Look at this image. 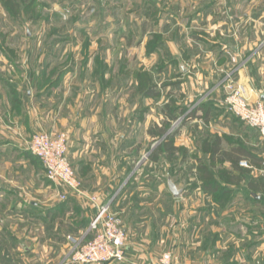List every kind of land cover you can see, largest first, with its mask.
Listing matches in <instances>:
<instances>
[{
	"label": "crops",
	"instance_id": "1",
	"mask_svg": "<svg viewBox=\"0 0 264 264\" xmlns=\"http://www.w3.org/2000/svg\"><path fill=\"white\" fill-rule=\"evenodd\" d=\"M43 69L46 80L32 86L16 75L21 68L9 69L11 77L0 69V264H69L72 240L88 236L96 213L91 197L110 204L127 235L125 259L103 264H158L165 250L176 264H264V137L228 113L212 68L199 86L173 88L187 96L178 113L188 104L192 115L178 127L174 155L155 162L141 156L142 143L150 124L166 119L165 99L143 97L142 116L131 110L119 119L108 99L94 91L71 98L62 92L64 77ZM256 69L252 81L244 66L236 74L251 102L264 100V63ZM39 131L67 134L81 194L45 176L28 150Z\"/></svg>",
	"mask_w": 264,
	"mask_h": 264
},
{
	"label": "rangeland",
	"instance_id": "2",
	"mask_svg": "<svg viewBox=\"0 0 264 264\" xmlns=\"http://www.w3.org/2000/svg\"><path fill=\"white\" fill-rule=\"evenodd\" d=\"M261 61L264 0H0V69H5L4 76H13L7 71L19 67L16 75L32 86V82L46 80L42 67L55 69L48 77H64L65 95L85 98L94 91L93 96L111 102L119 119L131 110L142 116L146 109L143 97L185 105L186 94L173 88L185 83L199 86L211 68L210 80L214 77L222 85L224 101L228 83L245 88L236 75L238 68L244 66L246 80L252 81ZM62 68L70 71L64 74ZM138 75L141 80L148 77L146 87L158 95L143 96ZM187 105L171 130L192 111ZM142 127L135 129L140 143ZM149 138L148 144L147 140L142 143L144 149L148 147L141 151L143 157L161 142ZM258 171L263 176L264 169ZM75 242L69 249V264Z\"/></svg>",
	"mask_w": 264,
	"mask_h": 264
},
{
	"label": "built area",
	"instance_id": "3",
	"mask_svg": "<svg viewBox=\"0 0 264 264\" xmlns=\"http://www.w3.org/2000/svg\"><path fill=\"white\" fill-rule=\"evenodd\" d=\"M224 103L233 115L257 129L264 137V100L252 103L242 85L228 83ZM67 143L68 136L65 132L39 131L29 140L28 150L41 162L47 179L81 194L80 182L67 156ZM239 164L251 167L246 160L240 161ZM91 201L96 207V213L89 223L88 236L86 235L88 240L84 241V237L74 243L70 261L78 264L123 261L126 233L121 226V219L111 211L108 202H98L95 197H91ZM159 264H176V258L171 251L165 252Z\"/></svg>",
	"mask_w": 264,
	"mask_h": 264
},
{
	"label": "trees",
	"instance_id": "4",
	"mask_svg": "<svg viewBox=\"0 0 264 264\" xmlns=\"http://www.w3.org/2000/svg\"><path fill=\"white\" fill-rule=\"evenodd\" d=\"M137 78L139 79L138 88L143 96L153 97L158 95V93L155 91L154 88L146 87V83H148V77H145L144 79L141 80L140 76L138 75ZM177 110H179V107L175 106L173 102L167 101L162 107V112L166 119L163 121L161 125L154 124L148 129V133L152 138L158 140L161 139V142L157 144L151 151H149L147 158L150 161H154V162L157 161L162 154H166V156L172 157L175 151L177 150V147L174 146L173 144L174 136L180 124H182L186 118L192 115L191 112L184 115L182 121H180L178 124L179 126L177 128H172V130L169 131L171 124L177 120V118L181 114V111L182 113L186 111L181 109L180 113H178ZM241 167L247 168L243 166ZM247 170H251V169L247 168ZM261 181L264 185V179H262Z\"/></svg>",
	"mask_w": 264,
	"mask_h": 264
},
{
	"label": "water",
	"instance_id": "5",
	"mask_svg": "<svg viewBox=\"0 0 264 264\" xmlns=\"http://www.w3.org/2000/svg\"><path fill=\"white\" fill-rule=\"evenodd\" d=\"M170 130H171V129H170ZM168 186H169V190H170V192H171L174 196H178V195H179L180 191L177 190L175 184H174L171 180L168 181Z\"/></svg>",
	"mask_w": 264,
	"mask_h": 264
}]
</instances>
